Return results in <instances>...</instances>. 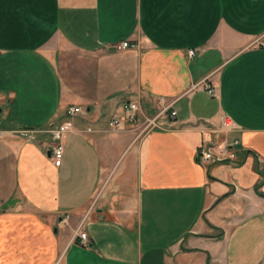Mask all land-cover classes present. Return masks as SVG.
<instances>
[{"label": "crops", "instance_id": "1", "mask_svg": "<svg viewBox=\"0 0 264 264\" xmlns=\"http://www.w3.org/2000/svg\"><path fill=\"white\" fill-rule=\"evenodd\" d=\"M263 43L264 0H0V264H264Z\"/></svg>", "mask_w": 264, "mask_h": 264}, {"label": "built area", "instance_id": "2", "mask_svg": "<svg viewBox=\"0 0 264 264\" xmlns=\"http://www.w3.org/2000/svg\"><path fill=\"white\" fill-rule=\"evenodd\" d=\"M264 45V43H263ZM129 47H133L128 42H122L120 45L115 47L118 50L127 49ZM193 55V51H189V56ZM202 89H204L207 93H213V89L206 86V84L202 85ZM138 110V106L136 103H127L125 107V119L129 122H133L135 119V113ZM81 112L79 107L69 106L66 109V116L72 118L74 115ZM167 114V116L174 120L176 113L175 111H169V108L166 107L163 109L158 115ZM154 117L151 120L146 122L145 127L148 128L150 126L155 125L156 118ZM114 127H119V122L113 120L111 123ZM236 129L235 123L229 119L228 117H222L220 121V125L216 131H212L213 133H229ZM72 131V124L68 121L63 122L62 124L56 126H50L49 132L52 135L53 144L49 149V156L50 158L56 163L61 160L63 148H62V140L64 139L65 135ZM211 131H203L202 132V141L201 145L197 151V158L202 163H230L233 164L238 159V152L237 146L239 144L238 141H233L232 143H213L210 133ZM77 238L79 239L80 245H86L87 235L85 232H78Z\"/></svg>", "mask_w": 264, "mask_h": 264}, {"label": "trees", "instance_id": "3", "mask_svg": "<svg viewBox=\"0 0 264 264\" xmlns=\"http://www.w3.org/2000/svg\"><path fill=\"white\" fill-rule=\"evenodd\" d=\"M261 178H262L261 181H260V182L256 185V187H255V191L259 194V196H261V197L264 198V194L258 192V188L260 187V185H261V184L263 183V181H264V174H262V177H261ZM211 228L215 229L214 227H211Z\"/></svg>", "mask_w": 264, "mask_h": 264}, {"label": "rangeland", "instance_id": "4", "mask_svg": "<svg viewBox=\"0 0 264 264\" xmlns=\"http://www.w3.org/2000/svg\"><path fill=\"white\" fill-rule=\"evenodd\" d=\"M222 118V117H221ZM220 121H221V119H220ZM219 125H220V123H219Z\"/></svg>", "mask_w": 264, "mask_h": 264}]
</instances>
